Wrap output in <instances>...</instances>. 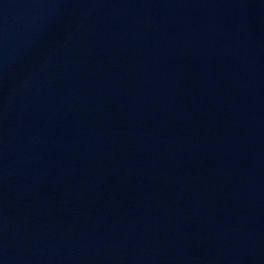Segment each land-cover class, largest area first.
<instances>
[{
    "label": "water",
    "instance_id": "obj_1",
    "mask_svg": "<svg viewBox=\"0 0 264 264\" xmlns=\"http://www.w3.org/2000/svg\"><path fill=\"white\" fill-rule=\"evenodd\" d=\"M0 264H264V0H0Z\"/></svg>",
    "mask_w": 264,
    "mask_h": 264
}]
</instances>
